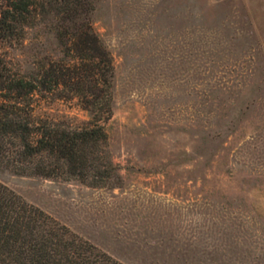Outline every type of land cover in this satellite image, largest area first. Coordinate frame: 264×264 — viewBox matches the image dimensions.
Here are the masks:
<instances>
[{"label": "rangeland", "instance_id": "obj_1", "mask_svg": "<svg viewBox=\"0 0 264 264\" xmlns=\"http://www.w3.org/2000/svg\"><path fill=\"white\" fill-rule=\"evenodd\" d=\"M93 3L114 64L105 128L120 181L0 162V182L125 264H264V0ZM55 31L35 13L0 38L9 71L61 58ZM36 111L89 119L76 98L40 97Z\"/></svg>", "mask_w": 264, "mask_h": 264}, {"label": "trees", "instance_id": "obj_2", "mask_svg": "<svg viewBox=\"0 0 264 264\" xmlns=\"http://www.w3.org/2000/svg\"><path fill=\"white\" fill-rule=\"evenodd\" d=\"M93 6V0H0V38H17L35 13H51L63 53L31 74L10 72L0 54V162L17 173L94 186L120 181L105 128L114 64L91 26ZM40 97L76 98L89 119L37 113ZM0 264L125 263L0 182Z\"/></svg>", "mask_w": 264, "mask_h": 264}]
</instances>
